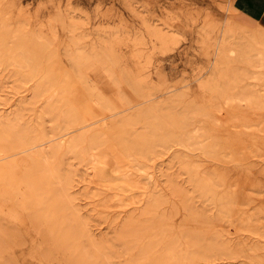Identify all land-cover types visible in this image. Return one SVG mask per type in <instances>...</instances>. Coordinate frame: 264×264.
Wrapping results in <instances>:
<instances>
[{"label": "bare ground", "instance_id": "bare-ground-1", "mask_svg": "<svg viewBox=\"0 0 264 264\" xmlns=\"http://www.w3.org/2000/svg\"><path fill=\"white\" fill-rule=\"evenodd\" d=\"M232 3L233 0L226 1L224 8L229 14L220 25L217 24L218 27L215 26L217 33H214L212 39L209 34L212 33L213 25L207 23L203 27L207 40L202 47L203 52L207 53L206 46L212 49L211 53L208 52L211 55L210 65H205L206 68L209 67L210 75L207 73L206 78L200 77V80L196 77L200 81L198 86L202 93L205 92L203 100L200 93V96L197 94L201 98L199 100L189 98L191 95L187 91V85L182 88L186 92L180 91L181 87H174L180 93L167 87L168 90L154 96L152 91H157V87L149 84L146 91H141L137 98H126L124 94L115 93L118 95H113L115 97L112 96L111 99L110 94L108 96L103 90L105 88L102 84L107 81L101 84L93 82V85L90 77L86 76L87 72H84L81 77L88 85L85 88L83 84L80 86L84 90L90 88L89 91L85 90L88 97L84 96L88 101L93 100L94 105L99 106L97 108L104 110L103 117H93L87 106L68 93L64 95L62 88L59 89L61 97L55 99L54 95H47L36 117L27 123L22 120L21 112L24 105H27L24 96L15 98L14 95L19 93L13 91L17 89L15 87L11 90L2 87L0 90V186L5 185L13 193L5 202L7 209L14 202L29 213L34 223H41L43 226L37 230L46 240L51 239V246L63 254L64 264H212L218 260L231 262L235 259L249 264H264V246L260 241L232 237L239 232L264 237V223L253 220L256 213L264 215V208L251 214L239 208L240 205L249 203L244 187L254 184H242L244 187L240 185L239 188L230 185L219 192L218 187L224 185V175L198 173L191 162L183 159L188 153H182L189 147L197 152L198 148L199 151L210 148L214 140L207 133L211 134L215 126L227 128L237 134L264 133V119L246 122V117H243L248 110L258 115L264 112V27L258 22L243 28L233 22ZM8 26L0 28V38L8 30ZM150 26L149 35H153L156 41L165 43L170 39L172 32L164 22L155 20ZM21 47L20 52L18 49L10 50L5 60L7 66L15 69L12 78L17 86L26 81L23 69L30 59L28 50ZM84 52L81 50L77 55H70L71 59L77 63L81 57H86ZM96 52V55L101 54V63L105 62L103 67L106 68V63H110V60L103 53L95 50ZM209 57L206 58L209 60ZM48 71L50 70H45L46 73L40 78L42 82H49H39L32 88V100L28 101L30 104L46 95L49 87L54 86L55 78L53 80ZM109 78L111 81H108L114 84L113 77ZM109 85L107 87L110 89L111 84ZM185 96L190 100L185 104L184 111L177 114L178 108L176 113L173 112L174 107ZM13 97L15 102L10 104ZM117 97L123 102V107L116 106ZM139 98L141 99L138 101ZM58 102L62 105H58ZM67 103L72 105L67 106ZM7 104L9 105L6 106ZM91 110L94 112L95 109ZM130 110L136 112L137 120H144V128L150 129L146 130L147 135L135 133V137H130V133L127 134V128L136 120L131 114H127ZM58 116L64 124L52 126L47 131L44 127L45 118L56 119ZM106 118L112 119L108 121L106 130L109 127L110 130H115L108 140L104 136L106 130L103 132L98 130L100 126L95 127L97 122ZM193 118L198 123L190 121ZM204 123L208 124V129ZM101 124L105 126V123ZM197 124L202 125L205 141L197 138ZM191 125H194L191 130L186 129ZM176 128L178 131L181 128L186 130L181 129V135L178 136L172 130ZM217 139L218 137L216 142ZM171 143H175V147L180 149L176 148L169 158L178 160L180 170L186 176L180 178L182 174L179 175V172L162 173L165 181L161 186L137 162L141 158L149 163V159L159 154L157 146L167 148ZM217 143L219 144V140ZM238 143L236 144L239 145ZM181 147L184 149L181 150ZM131 154L135 158L130 159ZM19 168L21 170L17 171ZM72 176L75 177V184ZM1 189L0 200L7 194ZM166 189L172 194V200L163 193ZM128 192L131 195L128 196ZM80 196L98 197L96 203L102 208L104 217L110 219L108 225L114 227V241L122 247V251L116 252L114 245L107 239L97 238L94 230L88 227L86 216L90 215L91 209L81 212V203H78ZM195 200L200 205H195ZM125 203L134 205L125 210ZM207 204L214 208L213 211L206 208ZM84 205L90 204L86 202ZM165 205L170 206L168 211L162 209ZM179 213L177 220L174 216ZM4 218L6 216H0V252L2 247L8 246H1L4 241L10 244L11 239H16L23 244L20 231L14 225L6 223ZM83 240L85 243L82 245ZM66 251L69 253L67 257ZM0 264H17V260L9 257Z\"/></svg>", "mask_w": 264, "mask_h": 264}, {"label": "rangeland", "instance_id": "rangeland-1", "mask_svg": "<svg viewBox=\"0 0 264 264\" xmlns=\"http://www.w3.org/2000/svg\"><path fill=\"white\" fill-rule=\"evenodd\" d=\"M226 1L227 0H0V28L9 25L8 30L0 38V90H2V87L6 90H11L15 87L17 89L13 91H15V93L19 92L17 95H14L15 98L24 96L27 105H24L21 112L22 120L27 123L31 122L36 117L47 95H54L55 99H59L61 97L60 90L62 88H64L65 91L63 92L64 95L68 93L73 99L87 106V109L89 108V110L92 111L93 117H103L102 114L104 110L102 108H97L99 106L94 105L93 100L90 101V99L88 101V94L86 91H89L90 88L87 90L85 89V91L81 87V84H83V88H85V85H88L81 77L84 76V72H87L86 76H88V78L90 77L91 84L93 82L101 84L107 81L104 83L106 87L104 84L102 85L103 88H105L103 89L104 93H107L108 96L110 94L109 98L115 95V93L120 95L124 94L123 96L126 98H137L141 91H146L149 84L157 87V91H152L154 96L161 92L163 93V90L166 91L168 88L175 89L176 92L179 90L181 91L182 88L187 85V91H190L189 93L191 95V97L188 96L189 98H197L198 100L202 98L203 100L205 98V94L203 93L205 92L202 93L198 86L200 82L199 78H206L207 73L210 75L209 67L206 68V66L210 65L211 55L208 52L211 53L212 51L210 46V48L206 46L205 49L207 50H205V52L207 51L208 54L203 52L204 48L202 47L205 46V41L207 42L204 37L203 27H205L207 23L213 25L212 33L209 34L212 39L213 36H215L214 33H217V28H215V26L217 24L220 25L225 16L229 14L224 8ZM129 3L132 5L130 6ZM232 4L234 5V10L231 13L233 22L238 23L239 26L243 28L251 27L258 22L264 27V0H233ZM97 8H99V10ZM155 20L164 22L172 32L171 36L173 35V37L169 36L170 39L168 38L165 43L162 41L161 43L158 40L156 41L153 35H149V27L151 28L150 25H152ZM205 20H207L206 23ZM143 22L147 23L148 31ZM148 23L150 24L148 25ZM173 31L176 35L173 34ZM134 33L138 34L139 37ZM202 37H204L205 40L202 39ZM171 39L172 42H170ZM124 42L126 44H124ZM141 42H143V44ZM133 43H135V45ZM21 46H24V48L28 50L30 59L27 67L23 69L26 75V81L21 83L20 86H17L15 79L12 78L15 69L12 66H7L5 60L10 50L18 49V52L22 51ZM81 50L85 51L86 57H81L80 60L75 63L71 59V56L77 55ZM95 50L103 53L110 60V63H106V68H104L105 62L103 64L101 63V61L103 62L101 54L98 53L99 56L96 55L97 52L95 53ZM204 54H207L205 55L206 57L210 56L209 60ZM64 55L67 56V58ZM45 70H50L47 73L51 72L53 80L55 78V82L53 83L54 86H50L45 93L46 95H43L33 104H30L28 101L32 100V88L39 82H49L48 80L42 82L40 78L41 75L46 73ZM109 76L113 77L116 86L113 82L108 81V79H110ZM77 77L78 79L76 80L75 78ZM196 77H198L197 79L199 80H196ZM109 84H111L110 89L108 88L110 86ZM46 85L48 86L49 83H46ZM174 87H181V89L176 90ZM185 90L186 89L182 91ZM186 97L187 96L181 98L182 102L180 100L179 104L174 107L175 109H173V112L176 113V109L178 108L179 111L177 114L184 111L185 104L189 99ZM15 98H11L10 104L15 102ZM140 99L141 98H139L138 101ZM121 102L122 101L117 97L115 100L116 106H122L123 104L121 105ZM68 104L69 103L66 105L68 106ZM8 105L9 104L6 106ZM58 105H62V103L58 102ZM91 107L95 109L94 112L91 110ZM133 111L134 110H130V112L127 113L129 115L131 114L132 117L136 119L135 122L127 128V134L130 133V137H135V133H145L147 135L148 132L146 130L149 128H144V120H141V118L137 120V114ZM243 117H246V122L257 121L264 119V112L258 115L248 110ZM180 118L182 117H179V119ZM110 119L106 118L97 122L95 127L100 126L98 130L104 132L107 128L106 126L112 120ZM193 120L194 118L190 121L198 123L197 120ZM102 122L105 123V126H102ZM63 124V120L59 116L56 119L48 117L45 118L44 127L47 131H50L52 126H62ZM194 125L188 126L186 129L191 130ZM204 125L205 128L207 127L206 129L209 128L208 124L204 123ZM195 127H197V138L205 141V133L203 132L202 125L197 124ZM215 127L216 128L213 127L214 130L212 129L214 132L211 130V134L207 133V135L213 136L211 139L214 140V144L210 148L200 149V151L198 148V152L191 147L186 149L181 147V150L184 149L182 151L184 155L188 153L183 156V159L191 162L198 173L210 172L222 176L224 175V185L218 187L217 191L219 192H223L221 190L230 185H234L233 187L235 188L238 186L237 188H239L240 185L243 186L242 184L253 183V186H243L247 191L249 203L240 205L239 208H242L247 214L256 213L259 208H264V133L243 134L238 132L237 134V132L229 131L227 128L221 129L220 127ZM110 129L109 127L104 134L107 140L115 133L114 129ZM181 129L183 131L186 130L183 128ZM181 129H179V131L177 128L172 130L175 135L180 136L182 132ZM132 133L134 135H132ZM231 133H233V135ZM215 135L218 137L217 142L219 140V144L215 140L217 138H215ZM235 141L236 143L239 142V145H237ZM109 142L110 141H107V143ZM176 148L177 146L175 147V143L169 144L167 148L157 146L156 149L159 154L155 156V158L153 157L149 159V163H145L146 160L142 161L143 159L136 157V159L139 158L137 164L142 168L145 167L144 172L151 175L154 180L163 186L165 176L161 175L162 173L179 172V175L182 174L180 178L186 176V174L180 170L178 160L169 158L170 155L172 157L175 153ZM177 149H180V147ZM188 150L191 153L188 152ZM215 150L219 152L217 153ZM180 153L181 151L179 154ZM132 155L133 154L129 157L130 159L132 157L135 158V156ZM64 168L66 169V167ZM20 170L21 168L17 169V171ZM72 179L74 180L73 184H75V177L72 176ZM1 188L4 189L7 194L0 200V216H6L3 220L17 227L18 231L21 233L23 244L21 243L22 241L18 242L16 239H11L9 242L10 244L4 241L3 244L5 243V245L1 244V246H8L6 248L2 247L0 262H4L9 257H14L15 260H17V264H64L62 259L63 254L57 252V250L51 246V239L46 240L37 230L41 229L43 226L41 223H34L29 213H27L24 208L17 206L14 202L11 204V207H9V210L7 209L8 206L5 202L9 196L12 197L13 193L3 184L0 186V189ZM190 190L192 191L191 187ZM190 190L189 192H191ZM128 193H126L128 196L131 195V192ZM163 193H165L168 199L172 200L173 196L167 189L166 191L164 190ZM79 199L80 202L78 201V203H81V212L86 209H91L89 212L90 215L86 216V220L88 227L94 230L97 238L107 239L111 245L115 246L114 250L116 252L122 251V247L114 241V227L108 225L110 219L108 220L104 217L101 211L102 208L98 207L96 203L98 197L91 198L90 196L85 198L84 196H80ZM86 202H89L90 205H84ZM126 203L125 205L127 207L124 208L125 210L130 209L134 205ZM136 205L139 204L136 203ZM166 205L168 206V203H166ZM166 205L164 207L162 206V209L164 208L163 210L168 211L170 206L167 207ZM195 205H200L197 200H195ZM206 208L211 209V211L214 209L210 204H207ZM179 217L180 213L174 216L177 220ZM253 220L255 222L264 223V215L256 213L254 214ZM234 234L236 236L233 235V238L242 237L246 240H258L261 242V245L264 246V237L259 234L251 236L241 232ZM84 243L83 240L82 245ZM67 252L68 251H66L65 257L69 255ZM40 253L41 255H39ZM48 256H50L49 261L47 259ZM237 260L238 259H235V261L231 262L227 260H218V262L214 261L212 264H249L248 262L244 263Z\"/></svg>", "mask_w": 264, "mask_h": 264}]
</instances>
